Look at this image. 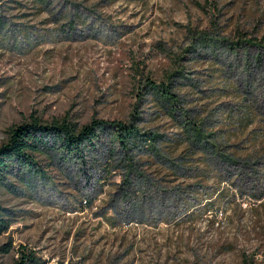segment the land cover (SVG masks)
I'll use <instances>...</instances> for the list:
<instances>
[{
    "label": "rangeland",
    "instance_id": "1",
    "mask_svg": "<svg viewBox=\"0 0 264 264\" xmlns=\"http://www.w3.org/2000/svg\"><path fill=\"white\" fill-rule=\"evenodd\" d=\"M46 1L36 15L0 0V146L34 119L162 138L129 167L112 130L84 164L38 157L43 176L0 189V264L20 249L38 264H264V0ZM149 80L172 81L214 147L187 144Z\"/></svg>",
    "mask_w": 264,
    "mask_h": 264
},
{
    "label": "trees",
    "instance_id": "2",
    "mask_svg": "<svg viewBox=\"0 0 264 264\" xmlns=\"http://www.w3.org/2000/svg\"><path fill=\"white\" fill-rule=\"evenodd\" d=\"M31 8L37 9L35 14H41L47 6L46 0H28ZM23 4V3H21ZM200 43L206 48L217 50L218 41L215 38L201 36ZM237 42L236 44H243ZM256 60L259 58L256 57ZM182 77L184 75L180 73ZM172 80V79H171ZM169 81V80H168ZM143 88L148 90L157 112L168 115L176 120L180 118L177 125L181 128V134L188 145L203 148L204 150L213 143L208 140L206 125L196 115L191 114V106L183 105L178 92L174 89L172 81H146ZM137 116H132L137 119ZM112 130V139L117 144L116 149L111 151V156L121 157L127 160L126 167L132 166L133 148H140L150 152L156 151L162 135L155 132H142V129L132 123L113 121L107 124L102 120H92L91 123L77 128L66 120H55L52 122H41L34 119L29 123H23L10 129L7 141L0 146V189L12 184V179L21 174L43 176L38 167V157H52L65 160L69 163L84 164L85 159L98 150L102 141L103 132ZM139 150V148H138ZM188 150V148L186 149ZM93 158L94 155H92ZM186 160L189 158L186 156ZM191 159V158H190ZM14 171H17L14 173ZM3 207L0 205V232L8 226V219L3 217ZM20 256L17 264L37 263L33 259V253H24Z\"/></svg>",
    "mask_w": 264,
    "mask_h": 264
}]
</instances>
